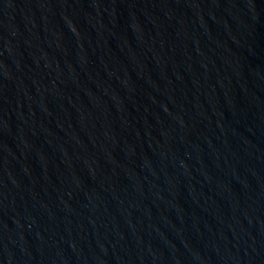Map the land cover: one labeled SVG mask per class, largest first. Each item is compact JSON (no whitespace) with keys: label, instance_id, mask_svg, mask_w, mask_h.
<instances>
[{"label":"water","instance_id":"water-1","mask_svg":"<svg viewBox=\"0 0 264 264\" xmlns=\"http://www.w3.org/2000/svg\"><path fill=\"white\" fill-rule=\"evenodd\" d=\"M0 264H264V0H0Z\"/></svg>","mask_w":264,"mask_h":264}]
</instances>
